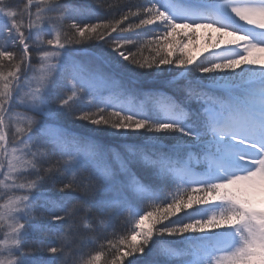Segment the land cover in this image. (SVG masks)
Listing matches in <instances>:
<instances>
[{
	"label": "trees",
	"instance_id": "1",
	"mask_svg": "<svg viewBox=\"0 0 264 264\" xmlns=\"http://www.w3.org/2000/svg\"><path fill=\"white\" fill-rule=\"evenodd\" d=\"M29 1L0 0V95L3 94L4 109L9 107L11 98L8 94L13 92L17 77L26 67V54L12 34L13 25L27 28L31 27L28 23L34 21L44 26L48 23L45 26L48 40L54 39L53 36L58 38L54 44L45 43L43 52H59L63 56L61 64L67 66L68 61L84 63V69L92 71L99 63L102 78L94 83L105 80L136 97L164 94L176 108L175 112L184 115L186 121L166 124L160 120L161 114L155 108L149 113L125 110L112 101L117 95L115 89L103 95H94V91L92 95H85L81 88L74 90L68 73L70 67L64 66L57 79L48 84L46 100L53 117L49 113L37 116L43 121V127L56 119L68 133L64 138L78 145L65 156L60 137L49 141L39 135L49 154L41 155L35 168L18 178L20 184L23 178L34 188L28 193L30 222L21 225L23 236L19 237L16 253L11 254L16 258L14 264H88L104 250L108 251L104 256L106 260L119 252L120 260L116 264H217L216 248L235 238L238 231L244 234L245 244L256 241L257 235L248 222L251 212L242 207L227 210L214 201L209 202L214 196L212 192L216 193L214 189L207 186L192 189L175 170L169 169L171 161L180 163L186 159L206 173L209 171L208 156L219 154L220 146L206 133V121L197 120L202 107L212 98L213 91L209 86L216 84L209 82L208 74L198 77L194 73L189 75L190 71L180 70V76L174 73L182 67L180 65L161 68L157 73L151 67L141 70L133 67V62L139 65L144 59L154 61L166 56L162 54L164 50L155 47L166 40V32L171 28L170 18L160 2L42 0L38 6H31ZM93 1L100 5L89 3ZM88 5L96 6L98 15L94 21L83 23L82 9ZM36 12L42 13L41 22ZM63 17L65 20L62 21ZM69 20L75 25L87 26L86 29L92 32L77 42L79 36L68 33L65 25ZM115 43L131 44L128 49L123 48L128 53L120 65L105 56L106 50ZM40 49L30 53H41ZM10 54L20 60H12ZM201 61L206 68L217 66L207 56ZM174 76L177 79L170 78ZM142 105L139 102V106ZM78 113H91L106 119L111 115L129 119L140 125L137 127L140 135L97 134L73 127L60 116ZM137 181L146 186V192L139 194L132 189ZM189 195L197 196L195 204H189ZM3 200L0 199V209ZM159 211L161 215L155 219L152 242L142 245L133 255L120 256L124 243L137 231L139 220ZM251 214L252 221L262 223L257 212ZM167 233L170 235H165ZM2 238L0 235V241ZM242 247L239 258L231 264H258L254 257L258 249L253 247L251 251L245 245ZM106 263L101 261V264Z\"/></svg>",
	"mask_w": 264,
	"mask_h": 264
},
{
	"label": "rangeland",
	"instance_id": "2",
	"mask_svg": "<svg viewBox=\"0 0 264 264\" xmlns=\"http://www.w3.org/2000/svg\"><path fill=\"white\" fill-rule=\"evenodd\" d=\"M41 1L30 0L29 2L31 6H38ZM89 3L100 5L95 1ZM205 8L200 9L198 16L208 15L206 16L208 19L196 25L185 27L182 24H176L171 19L169 21L165 17V19L171 22L170 24L167 22L171 28L166 32L168 34L165 38L166 40L158 42L155 47L164 50L162 54L166 56L154 61L144 59L139 65L133 62V67L137 70L151 67L157 73L161 68L163 70L164 67H179L180 65L182 66L181 68L174 70L175 74L181 76L180 70L185 72L190 71L189 75L194 73L198 77L202 74L207 77L206 74H208L211 79H209V82H215L217 86L238 84L236 88L239 89L244 84L246 93L254 94L253 89H256V94L264 97V90L262 88L257 84L250 85V82L258 80L264 73V8L241 9L240 12L234 13L246 23L243 28H237L230 24H222L219 19L220 15L217 13L208 14V10ZM256 8H259V6H256ZM36 17H40L39 22L42 21V13L36 12ZM63 19L65 20L64 17L62 21ZM28 24L31 27L25 28L13 25L12 34H14L17 42L21 43L22 49L26 54V67L21 73L23 76L20 74V77H17L15 86H13V92L9 93L10 95L8 94V98H11L8 110L4 109V105L1 102L3 94L0 95V199L3 200L4 197L11 195L10 198L3 200L0 209V235L3 236L2 241H0V257H3V259L0 258V264H14L16 258H12L11 254L16 253L19 237L23 236L21 225L30 222L28 217L31 213V203H29L31 200L28 193L34 186L23 178L20 184L18 178L29 172L30 169H34L35 163L38 158H41V155L45 152L47 155L49 154L48 150L42 145V140L40 142L39 135L43 139L49 140L62 133V128L59 126L61 124L56 119H53V123H46L43 127V121L37 116V114L47 116L49 113L53 117V113L50 110V106L47 105L48 102L46 100L49 89L48 84L57 79L60 70H63L66 64L60 63V59L63 56L59 55V52H43V50L46 45L45 43L51 42L54 44L58 38L55 36L51 40L46 38L45 26H48L46 25L48 23L45 26L43 24H35L34 21L32 24L30 22ZM65 25L68 28V33L74 32L77 37L79 36L76 38L77 42H79L80 37L88 36L92 32L86 29L87 26L75 25L70 20L69 22L65 21ZM50 27L53 28V26ZM248 27L251 29L255 27L258 33L250 35L247 32ZM26 30L27 32H25ZM27 33L30 35L33 33L30 39H27ZM169 36H174V38H169ZM15 39L14 41L16 42ZM130 46V43L112 44L110 46L112 48H109V51L106 50L105 56L120 65L122 61L126 60L125 55L128 53L123 51V48L128 49ZM170 47L175 49H169ZM36 48H41L39 50L41 53L36 51L38 53L32 55L30 52L33 51L35 53ZM205 56L212 58L217 66L208 67L209 69L206 68L209 63L201 61V58ZM11 59L16 62L20 60L18 57L16 58L12 55ZM200 61L205 62L207 65L202 64ZM128 62L131 63L130 59H128ZM186 65L189 67L185 70L182 69ZM195 69L196 73L193 72ZM176 76L170 78L174 80L177 79ZM72 80L76 84H80L76 85L72 81L74 90L81 88L85 94H88V90L94 91V95H103L104 91L107 92L115 89L118 95L134 96L120 90L118 85L105 80L93 83L99 81V76L95 73L82 72V75L79 77L74 76V73H72ZM112 101H116V98H113ZM249 102L250 113L256 111L254 109L257 104H263L264 107V100L253 97ZM249 105L240 111L239 117H241L243 112L248 113ZM131 106L134 105L132 104ZM259 111L261 112L262 110ZM60 116L73 127L85 128L97 134L128 137L140 135L137 130V127H140L139 124L120 116L111 115L107 119L91 113L64 114V116L60 114ZM212 116L214 115L212 114ZM62 118L58 117L57 119L64 122ZM256 118H259V116ZM225 136L228 137L227 134ZM229 137L232 139L229 140L230 144H233L236 139L241 141L237 136L229 135ZM248 145H253L250 140L248 141ZM245 146L247 145L241 142L236 147L237 150L234 151L232 148L227 149L221 159V167L231 163L232 167L237 169L239 168L235 162L237 159H241L247 163L250 162L248 158H251L254 152L248 151V148ZM257 161L254 166L247 168L245 176L240 175L241 173L237 170L227 172L225 175H230V178L227 181L224 179L225 182L221 186L229 191L232 199L244 211L251 213H256L257 211V215L260 216L262 223L256 222V220L252 221L253 215L249 213L250 219L248 222L250 223V229L257 235V240L255 241L254 239L253 242L249 241L245 244V248L251 251L253 247L257 248L258 250L254 257L258 264H264V154L261 157L257 156ZM222 170L217 172V177L221 179L224 178ZM181 171L193 181L199 178V175L188 165H185ZM137 187L143 189L141 185ZM114 196L116 198L119 197L118 194ZM217 198L223 199L220 192L217 194ZM196 199L197 196L191 197L189 195L187 197L190 205L195 204L197 202ZM215 200L216 197L209 202ZM158 215H161L160 211L139 220L137 231L131 239L124 243V247H122V244L119 245V248L122 247L121 249L124 250L120 253V256H126L127 253L133 255L142 245L152 242L154 223H156L155 219ZM160 235L162 236L161 233ZM165 235L170 234L167 233ZM237 251L239 252L241 249ZM118 253H114L110 258L107 257L106 260L104 256L108 254V251L104 250L99 255L91 258L88 264H101L102 260L103 262L107 261L106 264H116L120 260ZM229 253H224L225 256L220 261H217V264H231L239 258L237 254L232 256L228 255Z\"/></svg>",
	"mask_w": 264,
	"mask_h": 264
},
{
	"label": "bare ground",
	"instance_id": "3",
	"mask_svg": "<svg viewBox=\"0 0 264 264\" xmlns=\"http://www.w3.org/2000/svg\"><path fill=\"white\" fill-rule=\"evenodd\" d=\"M257 96H259V95H257ZM141 99L149 101V100L153 99V94H147V95L143 96ZM255 107H256V105H255ZM133 111H137V109H134Z\"/></svg>",
	"mask_w": 264,
	"mask_h": 264
}]
</instances>
